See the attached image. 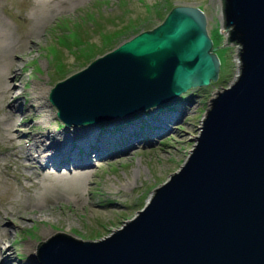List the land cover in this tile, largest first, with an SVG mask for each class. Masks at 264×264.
Listing matches in <instances>:
<instances>
[{
    "label": "water",
    "instance_id": "95a60500",
    "mask_svg": "<svg viewBox=\"0 0 264 264\" xmlns=\"http://www.w3.org/2000/svg\"><path fill=\"white\" fill-rule=\"evenodd\" d=\"M222 13L240 71L211 99L188 161L122 228L100 241L57 232L39 264H264V0H222ZM219 49L199 7L176 6L58 82L50 102L66 127L167 107L219 81Z\"/></svg>",
    "mask_w": 264,
    "mask_h": 264
},
{
    "label": "rangeland",
    "instance_id": "374dc122",
    "mask_svg": "<svg viewBox=\"0 0 264 264\" xmlns=\"http://www.w3.org/2000/svg\"><path fill=\"white\" fill-rule=\"evenodd\" d=\"M176 6L199 7L206 14L209 34L220 48L219 81L189 91L185 98L168 108H154L105 124L110 130L97 134L100 139L111 141L110 136L117 132L131 138V134L139 131L147 139L135 142L130 154H116L124 150L121 149L107 153L101 161L92 156L90 174L86 177L74 165L50 164L40 168L34 162L33 170L25 169L23 159L14 158L9 151L7 126L12 128L20 119L8 122L9 117L2 111L9 104L0 97V183H11L17 198L7 203L12 198L10 191L0 194V231L8 222L14 231L9 238L0 236L3 241L8 239L14 248V257L6 264H27L29 260L39 264L36 257L39 243L48 241L57 232L82 241H100L137 217L138 211L151 202L155 189L167 183L188 161L198 144L196 137L201 134L211 99L235 83L240 63L238 47L233 43L223 46L228 42V34L221 32L224 29L222 0H4L0 15L10 28L2 30L0 53L23 58L17 70L23 79L14 81L17 90L20 89L19 108L23 114L19 116L32 126L31 132L50 131L57 138L73 131L93 136L100 128L66 127L50 102V92L59 81L86 67L85 51L102 56L137 34L160 25ZM31 28L36 34L33 42L28 40L24 48L20 44L22 36ZM116 33L120 36L107 47L109 37L113 41ZM81 55L83 60L78 57ZM174 114L179 117L170 118ZM131 124H138L139 128L131 129ZM158 124L163 132L159 127L152 129ZM117 127L120 131L114 132ZM43 140L44 146L51 142L47 138ZM116 140L122 145L115 138L111 141L113 146ZM17 153L22 155L24 150L18 149ZM75 174L79 177H74ZM74 179H79L81 184L82 202L72 193ZM28 243H32L31 252H27Z\"/></svg>",
    "mask_w": 264,
    "mask_h": 264
},
{
    "label": "bare ground",
    "instance_id": "6f19581e",
    "mask_svg": "<svg viewBox=\"0 0 264 264\" xmlns=\"http://www.w3.org/2000/svg\"><path fill=\"white\" fill-rule=\"evenodd\" d=\"M67 1V0H65ZM1 8H4V0H0V12ZM41 17H44V11L40 12ZM10 28V24L0 15V38L2 37L1 34L2 30H8ZM10 31V30H9ZM36 34L34 28H31L27 31L21 39V46L25 48V44L29 40L32 41L33 36ZM239 58V57H238ZM23 60L21 56L18 54H8L5 55L0 53V70L5 71L4 74L0 75V97L4 102L7 101L9 106L3 107L2 113L9 117L8 122L14 123V118L20 119L17 124H15L12 128L7 126L10 129V134L8 137V141L11 144L10 154L16 159H23V165L25 169L33 170L34 169V162L39 164L40 168L44 166H48L50 164L55 166H67L74 165L78 167L77 169L82 171L81 176L86 177L90 174V167L92 166L91 157L94 156L97 160L101 161V159L107 153L110 155L115 151H119L124 149L123 151L117 152L123 154H130L134 151L135 142L138 140L144 141L147 139L145 136H141L139 133L136 135L131 134V138L128 137L129 135H122L120 132L115 133V135L110 136L112 140L115 138H119V142L122 144L121 146H113L112 140H105L100 139L97 134H104L109 131L107 127H100L97 128V133H94L93 136L87 134L86 132H79L74 133L70 132L67 134H62L60 138H57L53 135L50 131L45 134H38L31 132L32 126L24 123V120H21L19 114H23L20 111V92L17 90V85L14 81H20L23 77L18 73L19 71V62ZM240 63V58H239ZM241 66V63H240ZM240 68V67H239ZM18 70V71H17ZM2 71L0 73H2ZM4 75V76H3ZM11 76V79L10 77ZM218 95V94H216ZM217 97V96H216ZM212 103V102H211ZM172 117H179L174 115H170ZM48 119V116L44 117ZM109 127V126H108ZM139 128L138 124H131L130 128L134 129ZM141 127V126H140ZM159 127L160 132H163L164 129L162 126L158 124V126L152 127V129H158ZM116 130V129H115ZM128 131V129H126ZM117 131H120V128L117 127ZM122 131V130H121ZM124 131V130H123ZM129 133V132H128ZM138 135V136H137ZM43 138H47L51 142L44 146ZM123 138L125 140L123 141ZM100 139V140H98ZM26 140V142H24ZM25 143V146L23 145ZM117 142V140H116ZM18 149H23L24 153L19 155L17 153ZM32 151L38 152V154H32ZM115 155V154H114ZM32 156V157H31ZM74 177H79L78 174H75ZM79 179H74V188L72 189V193H74L78 198L77 201L82 202L84 199V194L81 191V184L78 181ZM14 183V182H13ZM6 191H10L12 198L11 201L7 202L10 203L12 201H17L15 197V192L11 189V183H0V194ZM91 195V192L88 193ZM26 202V200H23ZM2 214L8 215L5 211H2ZM7 220V219H6ZM10 228V229H9ZM11 228H13L12 223H7L3 226V229L0 231V236L5 235V237L13 235L14 232ZM6 241V242H5ZM3 241L0 238V264L8 263V260L14 257L12 254L13 252V245L9 244L10 242L8 239ZM32 243H28L26 248L27 252H31ZM29 260L27 264H34L31 263Z\"/></svg>",
    "mask_w": 264,
    "mask_h": 264
},
{
    "label": "trees",
    "instance_id": "16d2710c",
    "mask_svg": "<svg viewBox=\"0 0 264 264\" xmlns=\"http://www.w3.org/2000/svg\"><path fill=\"white\" fill-rule=\"evenodd\" d=\"M115 39L112 41V37L110 38L109 37V41H110V43H108V45H107V47H109V46H112L113 44H114V41L118 38V36H120V33H116L115 34ZM234 44H236V45H239V47H240V52H241V45L240 44H238V43H234ZM90 52H88V51H85V55H86V58H85V66H87L92 60H94L95 58H97L98 57V53H96V54H93V55H91V54H89ZM103 54H105V53H103ZM78 57H80L81 59H82V55L81 56H78ZM83 60V59H82ZM88 62V63H87ZM185 98V97H184ZM103 127H105V126H103ZM107 127V126H106ZM107 129H109V127H107ZM110 130V129H109ZM114 132H116L117 131V128H116V130H113Z\"/></svg>",
    "mask_w": 264,
    "mask_h": 264
},
{
    "label": "built area",
    "instance_id": "2783aa9c",
    "mask_svg": "<svg viewBox=\"0 0 264 264\" xmlns=\"http://www.w3.org/2000/svg\"><path fill=\"white\" fill-rule=\"evenodd\" d=\"M235 45H236V44H235ZM236 46L238 47V53H239V51H240L239 48H240V47H239V45H236ZM237 57H239V56L237 55ZM238 59H239V58H238Z\"/></svg>",
    "mask_w": 264,
    "mask_h": 264
}]
</instances>
